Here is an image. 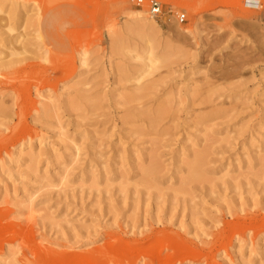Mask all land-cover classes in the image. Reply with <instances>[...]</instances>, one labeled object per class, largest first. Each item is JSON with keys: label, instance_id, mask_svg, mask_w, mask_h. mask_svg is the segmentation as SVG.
Here are the masks:
<instances>
[{"label": "rangeland", "instance_id": "obj_1", "mask_svg": "<svg viewBox=\"0 0 264 264\" xmlns=\"http://www.w3.org/2000/svg\"><path fill=\"white\" fill-rule=\"evenodd\" d=\"M158 1L0 0V264H264V0Z\"/></svg>", "mask_w": 264, "mask_h": 264}, {"label": "built area", "instance_id": "obj_2", "mask_svg": "<svg viewBox=\"0 0 264 264\" xmlns=\"http://www.w3.org/2000/svg\"><path fill=\"white\" fill-rule=\"evenodd\" d=\"M137 5L141 8H146L147 14L158 22L169 19L163 4L158 0H150L148 3H145L144 0H137ZM175 19L177 23L181 24L186 21L187 15L182 11L176 14Z\"/></svg>", "mask_w": 264, "mask_h": 264}, {"label": "bare ground", "instance_id": "obj_3", "mask_svg": "<svg viewBox=\"0 0 264 264\" xmlns=\"http://www.w3.org/2000/svg\"><path fill=\"white\" fill-rule=\"evenodd\" d=\"M248 6L249 7H252V8H259V7H261V0H249L248 2ZM138 19H140V21H139V24H143V27H144V25H148L149 27L150 26H152V29H154L153 27H154V23H153V20H150V19H146V17L145 16H140V17H138ZM6 20H7V18H6ZM149 21V22H148ZM141 22V23H140ZM142 26V25H141ZM140 26V27H141ZM11 31L13 30L12 28H10L9 26H7ZM143 29V28H142ZM151 29V28H150ZM3 31V30H2ZM1 35V34H0Z\"/></svg>", "mask_w": 264, "mask_h": 264}]
</instances>
